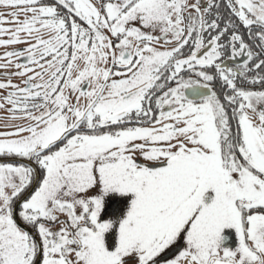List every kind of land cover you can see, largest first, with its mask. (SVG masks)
Here are the masks:
<instances>
[{
    "label": "snow or ice",
    "instance_id": "obj_1",
    "mask_svg": "<svg viewBox=\"0 0 264 264\" xmlns=\"http://www.w3.org/2000/svg\"><path fill=\"white\" fill-rule=\"evenodd\" d=\"M0 8V264H264V0Z\"/></svg>",
    "mask_w": 264,
    "mask_h": 264
},
{
    "label": "rangeland",
    "instance_id": "obj_2",
    "mask_svg": "<svg viewBox=\"0 0 264 264\" xmlns=\"http://www.w3.org/2000/svg\"><path fill=\"white\" fill-rule=\"evenodd\" d=\"M7 11H9L8 9H3V8H0V13H6ZM7 19H11V17H7ZM21 19H23V16H21ZM12 25H4V27H11ZM22 46V45H20ZM18 46V47H20ZM3 49H0V52H2ZM2 124V127L3 128H8L6 127V125H10L9 122H7V119L4 118L3 120H1V123ZM213 193L211 191H209L208 193L205 194L204 196V201H207V203H210L211 202V199L213 198ZM131 199L130 196L128 197H118L116 194H109L107 197H105V202H104V207L102 209V213H101V216H100V220L101 221H104V220H113V221H116L118 220L119 217H121L123 215V212L125 211L126 207H127V204H128V201ZM114 206L115 207H119L120 211H119V215L117 214L116 211H114ZM113 209V211H112ZM223 233H226L227 235H229V229L226 228V229H223L221 234ZM232 233L235 234V231L234 229H232ZM114 234L113 235H110L108 238L109 240H112ZM235 238H236V235H235ZM236 241H237V238H236ZM182 243V242H181ZM237 246H238V241H237ZM163 264V262H162Z\"/></svg>",
    "mask_w": 264,
    "mask_h": 264
},
{
    "label": "flooded vegetation",
    "instance_id": "obj_3",
    "mask_svg": "<svg viewBox=\"0 0 264 264\" xmlns=\"http://www.w3.org/2000/svg\"><path fill=\"white\" fill-rule=\"evenodd\" d=\"M20 47H23V46H20ZM13 82L19 83L20 81L14 80ZM4 118H6L7 122H9L10 124L15 123L13 121H9L8 113L5 110L0 109V123H1V120H3ZM6 130H10V128H3L2 124H0V131H6ZM205 203H207V201H205ZM119 209H120L119 207L114 206V211H116L118 215H119V211H120ZM112 211H113V209H112ZM61 218H63V217H61ZM229 233H230L229 235H227L226 233L221 234L220 247L224 248V249H228V250H235V248L237 247V241L235 238V234L232 233V229H229Z\"/></svg>",
    "mask_w": 264,
    "mask_h": 264
}]
</instances>
